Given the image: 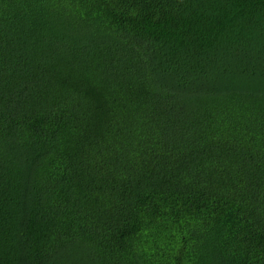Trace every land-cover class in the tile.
Instances as JSON below:
<instances>
[{
  "label": "trees",
  "instance_id": "trees-1",
  "mask_svg": "<svg viewBox=\"0 0 264 264\" xmlns=\"http://www.w3.org/2000/svg\"><path fill=\"white\" fill-rule=\"evenodd\" d=\"M0 264H264V0H0Z\"/></svg>",
  "mask_w": 264,
  "mask_h": 264
}]
</instances>
